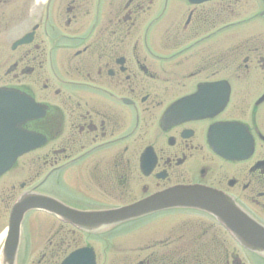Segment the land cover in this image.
<instances>
[{
  "label": "flooded vegetation",
  "instance_id": "obj_1",
  "mask_svg": "<svg viewBox=\"0 0 264 264\" xmlns=\"http://www.w3.org/2000/svg\"><path fill=\"white\" fill-rule=\"evenodd\" d=\"M262 11L264 0H0V162L22 151L0 174V236L25 193L109 210L191 186L264 226ZM145 225L149 239L117 237ZM84 247L96 264H264L182 207L96 234L29 211L17 264Z\"/></svg>",
  "mask_w": 264,
  "mask_h": 264
},
{
  "label": "water",
  "instance_id": "obj_2",
  "mask_svg": "<svg viewBox=\"0 0 264 264\" xmlns=\"http://www.w3.org/2000/svg\"><path fill=\"white\" fill-rule=\"evenodd\" d=\"M45 208L61 215L68 221L90 232L107 229L125 221L145 216L159 209L191 207L207 211L222 222L234 237L247 248L264 254V226L252 219L245 211L218 193L197 187L173 190L139 204L117 209L100 211H80L56 202H41V199H23L17 205L14 218L23 217L29 208ZM20 221V219L18 220ZM19 235L15 246H6L0 257V264H15ZM95 264L90 249H84L71 255L64 264Z\"/></svg>",
  "mask_w": 264,
  "mask_h": 264
},
{
  "label": "rangeland",
  "instance_id": "obj_3",
  "mask_svg": "<svg viewBox=\"0 0 264 264\" xmlns=\"http://www.w3.org/2000/svg\"><path fill=\"white\" fill-rule=\"evenodd\" d=\"M155 226H156V224L154 225V227ZM150 230H151V227H148V225H145L142 228H138L137 230L134 229L133 231L127 232L126 234L122 233V234H120L117 237H118L119 240H122L123 242L133 241V240L134 241L141 240L145 236H147V239H149V234H151V231ZM35 259H36V257L31 258V260H30V262L28 264H33L32 262Z\"/></svg>",
  "mask_w": 264,
  "mask_h": 264
}]
</instances>
